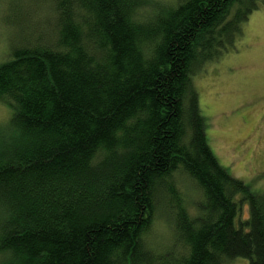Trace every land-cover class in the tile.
<instances>
[{
	"label": "trees",
	"instance_id": "1",
	"mask_svg": "<svg viewBox=\"0 0 264 264\" xmlns=\"http://www.w3.org/2000/svg\"><path fill=\"white\" fill-rule=\"evenodd\" d=\"M256 1L40 0L0 63V264H264V190L220 165L192 82Z\"/></svg>",
	"mask_w": 264,
	"mask_h": 264
},
{
	"label": "rangeland",
	"instance_id": "2",
	"mask_svg": "<svg viewBox=\"0 0 264 264\" xmlns=\"http://www.w3.org/2000/svg\"><path fill=\"white\" fill-rule=\"evenodd\" d=\"M39 3L40 0H0V63L7 61L9 52L15 47V40L16 44L19 42L18 37L23 34L25 23H42L44 15L37 11V7H41ZM255 3L258 9L241 24V33L236 36L234 45L223 49L217 59L207 62L199 73L192 77V82L199 95L207 141L220 165L233 178L249 185L253 192H262L264 0ZM27 9L28 20L18 22L17 15ZM14 37L15 40H12ZM11 117L10 108L0 105V126L9 123ZM183 181V178L179 181L178 188L183 191V196L185 193L188 196L199 195L191 181ZM187 195L183 197L186 202L192 198ZM197 198L202 200V197L194 199ZM248 216L249 209L244 203L241 206V217L247 219ZM171 234V220L166 209L161 208L155 216L148 237L154 244L163 246ZM227 264L249 262L246 259H234Z\"/></svg>",
	"mask_w": 264,
	"mask_h": 264
}]
</instances>
